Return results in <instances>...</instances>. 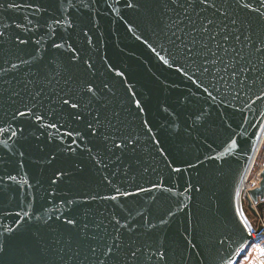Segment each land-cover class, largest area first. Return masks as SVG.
<instances>
[{"label": "water", "instance_id": "95a60500", "mask_svg": "<svg viewBox=\"0 0 264 264\" xmlns=\"http://www.w3.org/2000/svg\"><path fill=\"white\" fill-rule=\"evenodd\" d=\"M263 129L264 0H0V264H240Z\"/></svg>", "mask_w": 264, "mask_h": 264}, {"label": "rangeland", "instance_id": "374dc122", "mask_svg": "<svg viewBox=\"0 0 264 264\" xmlns=\"http://www.w3.org/2000/svg\"><path fill=\"white\" fill-rule=\"evenodd\" d=\"M263 169H264V140L262 141V143L259 147V151L257 152V155L254 159V162L252 163V165H251V167H250V169L246 175L245 181L247 180L249 175H250L249 180H253L254 178H258L260 176V181H261V179H262L261 175H262ZM245 195H246L245 192H243L242 209H243L244 215H245L246 219L248 220L249 224H251V226H253L256 229V228H258L259 223L263 221V219L260 217V215L255 216L254 213L250 210L249 205H248V201L246 199L247 195L246 196ZM240 198H241V194H240ZM240 207H241V202H240ZM254 207L257 209L256 205H254ZM257 211H258V209H257ZM253 245H255V244H253ZM260 251H263V250H260ZM260 251H257L252 246V248L249 250V252L242 258L240 264H251L250 261L252 259L249 262L247 260L249 258H252L254 253H260ZM252 264H257V263L254 262Z\"/></svg>", "mask_w": 264, "mask_h": 264}, {"label": "built area", "instance_id": "2783aa9c", "mask_svg": "<svg viewBox=\"0 0 264 264\" xmlns=\"http://www.w3.org/2000/svg\"><path fill=\"white\" fill-rule=\"evenodd\" d=\"M249 176H248L247 180L242 185L241 198H240L241 205L243 204V197H242L243 196V192H245V194L248 196L249 192L252 189L258 187L259 184H260V176L258 178H254L253 180H249ZM247 196H246V199H247ZM237 206H238V202H237ZM238 210H239V208H238ZM250 226H251V224H250ZM256 229L253 226H251V230H249L250 233L253 232L252 235L254 237V242H255V243H253L255 245H252V246L257 251L264 250V227H263V229L260 232H258Z\"/></svg>", "mask_w": 264, "mask_h": 264}, {"label": "snow or ice", "instance_id": "6c2138e0", "mask_svg": "<svg viewBox=\"0 0 264 264\" xmlns=\"http://www.w3.org/2000/svg\"><path fill=\"white\" fill-rule=\"evenodd\" d=\"M244 7L251 8V4H245ZM257 11H258V10H257ZM21 43H24V41H21ZM57 47H59V45H58ZM161 59H163V58L161 57ZM165 62L167 63V61H165ZM88 91H93V90H92L91 88H89ZM64 103H65V104H68L69 101H68V100H64ZM137 104H139L138 101H137ZM79 106H80V105H79L78 103H72V104H71V107H72L73 109H76V108H78ZM20 115L23 116V115H25V113L22 112V113H20ZM37 119H42V117H37ZM95 119L97 120V122H99V117H98V116H97ZM51 127H56V125L53 124V125H51ZM89 127L91 128L92 125L89 124ZM176 171H179V169H176ZM10 179H14V178H13V177H10ZM112 199H115V197H112ZM66 223L69 224V225H76V224H77V221L74 220V219H68V220H66ZM117 223H119V222L117 221ZM87 227H88L87 224L83 225V228H84V229H87ZM93 239H95V237H93ZM91 252H92V254H93L94 256L96 255V249H95V248H92V249H91ZM111 252H112V248H111V247H108V248L106 249V251H103V252H102V254H103V255H107V254H109V253H111ZM131 255H132V256H135L136 253H135V252H132ZM162 255H163V253H161V256H162ZM100 264H103V261H101ZM229 264H233V262L230 261Z\"/></svg>", "mask_w": 264, "mask_h": 264}, {"label": "bare ground", "instance_id": "6f19581e", "mask_svg": "<svg viewBox=\"0 0 264 264\" xmlns=\"http://www.w3.org/2000/svg\"><path fill=\"white\" fill-rule=\"evenodd\" d=\"M263 140H264V129H263L262 135H261V137H260V140H259V142H258V144H257V146H256V148H255V150H254V153H253L252 158H251V160H250V163H249V165H248V167H247V170H246V172H245V174H244V177H243L242 182H241L242 184H240L239 193H238V208H239V212H240V214H241V216H242L244 222L246 223L247 227L249 228V230H251V226H250L248 220L246 219V217H245V215H244V212H243V209H242V205H241V207H240V200H239V199H240V194H241V190H242L243 182L245 181L246 175H247V173H248V171H249V169H250L252 163L254 162V159H255V157H256V155H257V152L259 151V147H260V145H261V143H262ZM260 182H261V181H260ZM259 185H260V184H259ZM242 212H243V213H242ZM252 233H253V232H252ZM251 248H252V246H251ZM251 248H250V249H251Z\"/></svg>", "mask_w": 264, "mask_h": 264}, {"label": "crops", "instance_id": "0c3cea01", "mask_svg": "<svg viewBox=\"0 0 264 264\" xmlns=\"http://www.w3.org/2000/svg\"><path fill=\"white\" fill-rule=\"evenodd\" d=\"M247 261L248 262L250 261L251 264L254 263V262H256L257 264H264V250L263 251H260V253H254V255L252 256V258H249Z\"/></svg>", "mask_w": 264, "mask_h": 264}]
</instances>
